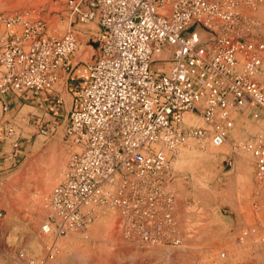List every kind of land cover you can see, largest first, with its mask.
<instances>
[{
    "label": "built area",
    "instance_id": "2783aa9c",
    "mask_svg": "<svg viewBox=\"0 0 264 264\" xmlns=\"http://www.w3.org/2000/svg\"><path fill=\"white\" fill-rule=\"evenodd\" d=\"M254 0H67L68 28L49 35L26 11H0V147L22 152L24 128L61 133L71 152L49 194L41 231L55 240L120 209L126 237L178 243L172 159L193 140L221 145L236 119L264 120V39L237 28ZM97 42L86 75H72L78 24ZM257 25V24H256ZM91 30V31H90ZM71 80L70 107L60 87ZM46 116L22 113L42 103ZM201 118L188 123L184 114ZM17 116L19 119H17ZM35 117V118H34ZM242 142L264 181V139ZM258 141V142H257ZM237 140H234L235 144ZM185 179V175L182 176ZM247 232H242L245 235ZM221 256L225 253L221 252Z\"/></svg>",
    "mask_w": 264,
    "mask_h": 264
},
{
    "label": "rangeland",
    "instance_id": "374dc122",
    "mask_svg": "<svg viewBox=\"0 0 264 264\" xmlns=\"http://www.w3.org/2000/svg\"><path fill=\"white\" fill-rule=\"evenodd\" d=\"M0 11H26L40 17L49 35H61L68 28L67 0H0ZM240 11L257 24L242 18L237 24L240 33L264 39V0H254ZM77 26L80 33L71 56L72 75L82 78L96 49L90 35L81 30L88 27L93 33L96 26ZM70 83L64 81L60 87L64 110L70 107ZM45 107L35 110L24 105L21 112L43 115ZM4 118L13 119L0 116V139ZM184 120L203 125L191 113ZM24 130V149L8 170L0 171V264H244L249 262L251 247L261 253L258 262L264 263V181L255 179L253 157L242 147L243 141L258 134L264 139V120L239 116L230 138L221 145L193 140L172 159L173 168L181 174L174 184L177 244L126 237L121 210L113 209L98 212L84 229L56 239L52 257L47 246L53 240L41 226L50 212L49 194L63 176L71 149L60 132L44 138L36 127L29 125ZM236 224H241L237 234L231 232Z\"/></svg>",
    "mask_w": 264,
    "mask_h": 264
},
{
    "label": "crops",
    "instance_id": "0c3cea01",
    "mask_svg": "<svg viewBox=\"0 0 264 264\" xmlns=\"http://www.w3.org/2000/svg\"><path fill=\"white\" fill-rule=\"evenodd\" d=\"M72 74H75L74 72H72ZM77 77L81 78V75H77ZM76 77V78H77ZM50 94H48L47 92L43 94V98H42V103H35V105L33 104V106H29V107H32L34 108L35 110L39 109V108H42L43 107V104H45L46 106H50V107H53L51 105V102L48 103V98L50 97L49 96ZM46 108V107H45ZM32 114H36V115H40V116H46L47 118L49 117L48 115H45V113L43 115L41 114H38V113H35V112H32ZM35 118V117H34ZM24 143V142H23ZM21 143V148L24 149L25 146H23L24 144ZM9 149V147L5 146V147H0V171L3 172L5 170H8L9 169V165H12V163H14V160L16 157H12V158H7L5 157V151H7ZM230 221L232 222V219H230ZM236 221H239V220H236ZM239 226H241V224H236L235 226H233L234 228L232 229V233H238L240 230H239ZM261 228V227H260ZM259 228V229H260ZM243 235V234H242ZM239 239H241L240 236H238ZM237 237V238H238ZM248 238L249 239H253L251 234L248 235ZM253 241V240H252ZM252 241L250 243H252ZM251 246V245H250ZM242 250L240 251V254H242ZM260 252L257 251V249H254L253 247H251L249 250H248V255H249V262L248 263H244V264H264V263H259L258 262V256H260Z\"/></svg>",
    "mask_w": 264,
    "mask_h": 264
},
{
    "label": "water",
    "instance_id": "95a60500",
    "mask_svg": "<svg viewBox=\"0 0 264 264\" xmlns=\"http://www.w3.org/2000/svg\"><path fill=\"white\" fill-rule=\"evenodd\" d=\"M89 39V41L94 45V49H96V45H97V42H96V40L95 39H93V38H88ZM94 55H95V51H94V53H93V55H92V58H91V60H93V58H94ZM231 219V218H230Z\"/></svg>",
    "mask_w": 264,
    "mask_h": 264
},
{
    "label": "bare ground",
    "instance_id": "6f19581e",
    "mask_svg": "<svg viewBox=\"0 0 264 264\" xmlns=\"http://www.w3.org/2000/svg\"><path fill=\"white\" fill-rule=\"evenodd\" d=\"M186 114V113H185ZM185 114H184V119H185ZM188 121H191V118L190 117H188ZM53 161H51V163H52ZM50 167H52V166H50ZM46 184V183H45ZM46 185H48V182H47V184ZM38 196H40L39 198L41 199V195H38Z\"/></svg>",
    "mask_w": 264,
    "mask_h": 264
}]
</instances>
